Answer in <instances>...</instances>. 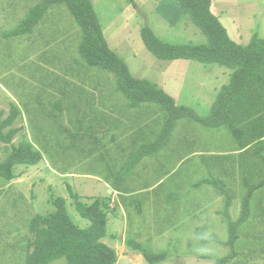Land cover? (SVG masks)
<instances>
[{"label": "rangeland", "instance_id": "1", "mask_svg": "<svg viewBox=\"0 0 264 264\" xmlns=\"http://www.w3.org/2000/svg\"><path fill=\"white\" fill-rule=\"evenodd\" d=\"M92 1L108 46L119 53L137 79L157 80L160 69L182 65L155 58L141 41V28H151L169 44L206 41L188 17L176 12L179 7L174 1ZM212 11L233 41L247 45L254 33L264 38V26L259 25L264 21V0H217ZM18 25L16 22L11 28L0 18V85L8 95L0 91V111L6 118L11 103L16 102L24 113L15 120L13 128L19 132L12 143H0V162L11 146L22 141H29L39 153V143L44 147L37 165L15 166V178L9 182L0 178V264H25L29 222L53 211L49 203L53 197L66 200L67 212L78 227L89 225L75 211L68 186L81 201L88 197L103 200L113 196V190L120 191L125 216L119 218L118 231L124 236L121 248H116L117 264H148L126 245L127 240L140 243L151 253L167 254L161 264H216L231 253L236 255L229 264H264V209L258 206L260 200L264 204V188L254 194L251 220L239 228L235 245L227 243L229 221L240 217L250 184L263 178L249 177L244 183L246 171L230 163L239 156L217 155L237 150L228 129L208 128L182 117L165 130L168 114L162 106L145 103L130 107L116 76L89 67L82 59V32L65 4L48 9L34 34L40 38L32 45L2 34ZM190 64L177 79L167 77L164 89L177 106L205 116L212 88L226 82L230 73L218 65L206 69L200 63ZM70 72L67 85L72 84V95L77 93L85 104L83 110L88 111L86 116L71 118L78 120L75 123L63 121L54 94L64 84L57 75ZM96 84L102 85L100 93L93 89ZM138 142L153 143L155 148L152 152L143 149L147 158L136 165L141 152L136 148ZM60 171L97 178L60 177ZM105 183L113 190L106 189ZM108 232L105 243L111 239Z\"/></svg>", "mask_w": 264, "mask_h": 264}, {"label": "trees", "instance_id": "2", "mask_svg": "<svg viewBox=\"0 0 264 264\" xmlns=\"http://www.w3.org/2000/svg\"><path fill=\"white\" fill-rule=\"evenodd\" d=\"M169 1H174L181 14L199 29L205 43L169 44L158 38L151 28L143 27L140 38L145 48L162 61L187 60L203 65H218L231 71L228 84L218 91L204 117L198 116L189 107L177 106L167 92L151 81L132 76L126 63L108 46L90 0H44L29 12L13 36L32 31L51 6L65 4L82 32L79 46L82 59L89 67L113 73L130 107L145 103L162 106L168 114L165 130L172 128L182 117H190L208 128L228 129L237 146V150L232 151L234 154L229 156H239L230 163L237 164L240 171H246L242 175L244 183L249 177L263 176L259 183L250 184L238 220L229 221L227 243L233 247L239 238V228L251 220L254 194L264 188V39L254 33L247 45L233 41L212 11L213 0ZM19 115V108L13 104L6 118H3L4 112L0 111V143H12L19 132L18 128H13ZM149 147L155 148L152 143L142 149ZM41 160V153L29 141H22L18 146H11L0 162V178L9 182L15 178V166H35ZM67 190L75 211L89 225L86 228L78 227L67 212L66 200L62 197L51 198L49 203L53 211L36 215L29 222L30 237L26 244L25 264H117L116 251L103 242L107 236V203L100 197H88V202L81 201L70 186ZM258 206L264 209L261 200ZM126 245L148 264H161L167 259V254L151 253L138 242L127 240ZM235 255L228 254L218 259L216 264H229Z\"/></svg>", "mask_w": 264, "mask_h": 264}, {"label": "crops", "instance_id": "3", "mask_svg": "<svg viewBox=\"0 0 264 264\" xmlns=\"http://www.w3.org/2000/svg\"><path fill=\"white\" fill-rule=\"evenodd\" d=\"M43 1H40V0H1V4H0V18H1L2 24L10 26L11 28H13V26L16 24V22L19 23V25H20L25 20V18L29 14V12L34 7H36L38 4L42 3ZM90 1L92 2L94 10H95L94 1H92V0H90ZM216 1L217 0H213V5H215ZM167 3H168V5H173L174 6L173 3H170L168 1H167ZM176 12H180V10L176 9ZM45 14L42 16V18L39 20V22L33 28L32 31L27 32V33H23L22 35H18V36H15V37H20V38L23 39L24 43L32 45L31 42H34L35 40L40 38V36L35 37L34 34L37 31L36 29L42 24V20H43ZM263 17H264V14H263ZM263 20H264V18H263ZM259 25L260 26H262V25L264 26V21L262 22V20H261V24H259ZM18 26L15 27L14 29L6 30V31L2 32V34H7V35H12L13 36V32L18 28ZM262 39H264V38H262ZM113 51H115L114 53H116V50H113ZM116 54L120 57L119 53H116ZM173 61H174V63H180L182 65H178V67H172V66L171 67H167L164 70L160 69V71H157V73H158L157 80L156 79H153V80L149 79V81H151L152 83L157 85L160 89H163L164 91L166 89L165 88L166 86H164V83L166 82L165 79L167 77H172L174 79H177L178 76L183 75V67L184 66L192 65V64H190L192 61H187V60H173ZM173 61H170V62L173 63ZM188 62H189V64H188ZM170 64L171 63L167 62V65H170ZM193 65H196V66H193V67H202L200 64H193ZM207 67H208L207 65L203 66V68H206V69H207ZM172 69H176L177 71H174ZM222 69H223V67H222ZM67 70L70 71V68H67ZM219 71H221V68L216 70V73H218ZM71 72L74 73V71H71ZM71 72L69 74L60 73V74L57 75L58 76V81L59 82H64L65 85L62 84L61 86H58V89H57V91H55L54 94H55V96H56V98L58 100L57 106L61 109L60 114L63 117H65V119L63 121L64 122L68 121V122L75 123V122H78V120L71 119V118L76 117V116H86V115H88V111L83 110V105H85V104L84 103H80L79 97H77L78 94L77 93L75 94V92H74V94L72 95V93H71V89H73L71 87L72 84L70 83L69 85H67L68 84L67 77L69 75L73 74ZM229 73H230V70H229ZM175 75H176V77H174ZM185 80H186V78H185ZM225 80H226V82L222 83L221 85L220 84H217V85L215 84L216 87L212 88V95H211V97L209 96L211 98V100L208 102L209 109H210L211 105L213 104V102L215 100V97H216L218 91L221 89V87L226 85V84H228L229 76ZM217 81H218V79L215 80V82H217ZM93 89L96 92L100 93L101 90H102V85L101 84H96V85L93 86ZM0 91L4 92L5 93L4 95H6L7 98H8V95L6 94L7 93L6 90L1 85H0ZM1 92H0V95H1ZM2 96H3V94H2ZM102 97H103V95L99 94V98L102 99ZM82 101H84V100L82 99ZM206 101H208V100H206ZM11 104H13L17 108H19V110H20V115L19 116L23 118L24 117V113H23L22 109L20 108V106L16 102L11 103ZM96 114H99V113L96 112ZM198 116L204 117V116H201L199 114H198ZM141 143L142 142H138L137 143L138 147H136V148H139V150H141L140 153L137 152L138 153V155H137L138 158L136 160V162H137L136 165H139V164L143 163V161L147 158V156L145 155V154H147L146 152H152L153 151V148L149 147V148H146L147 149L146 152L143 153L142 152V150H143L142 148L144 146H148V143L145 142L144 145L141 144ZM39 144H40V148H42V150L40 149V153H43V144H41V143H39ZM224 154H234V153H231V152H226V153L219 152V153H217V155H224ZM139 156H140V158H139ZM45 163L49 164L46 160H45ZM55 170L56 169H52L51 168L52 172H54ZM60 172H61L60 173V177L65 175L66 178L68 176H70L72 178H74V177L77 178L76 176H78V177L83 178V179H87V178L96 179L97 178L95 176H90V175H76L75 173H63L62 171H60ZM62 179H65V178H62ZM104 187L106 189L109 188V189L113 190L107 183L104 184ZM119 195H120V191L113 190V196H111L110 198L109 197H104V199H103V201L105 203H107V210H108L107 230L109 231L108 235L111 238L109 240V243H105V242L104 243L107 244L109 247L113 248L115 251H116V248H121V246L119 245V242L121 241V237L124 236L123 231H122L121 235L119 234V231H118L119 228H120L119 218H121V217L123 218L125 216V213L123 211V206H122V203H121V199L118 198ZM100 198H102V197H100ZM124 230H125V226H124ZM124 257H123V259H125ZM128 260H129V263H131L132 259L128 258Z\"/></svg>", "mask_w": 264, "mask_h": 264}]
</instances>
